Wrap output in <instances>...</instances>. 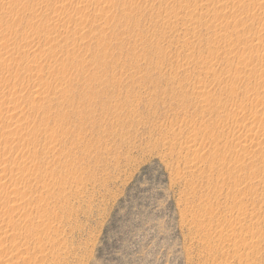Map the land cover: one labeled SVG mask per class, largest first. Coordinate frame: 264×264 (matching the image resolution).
Returning a JSON list of instances; mask_svg holds the SVG:
<instances>
[{
  "label": "rangeland",
  "instance_id": "rangeland-1",
  "mask_svg": "<svg viewBox=\"0 0 264 264\" xmlns=\"http://www.w3.org/2000/svg\"><path fill=\"white\" fill-rule=\"evenodd\" d=\"M0 264H264V0H0Z\"/></svg>",
  "mask_w": 264,
  "mask_h": 264
}]
</instances>
